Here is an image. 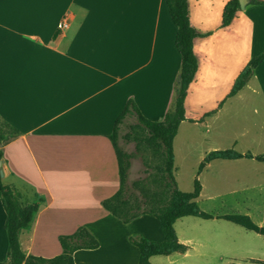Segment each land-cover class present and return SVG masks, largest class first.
<instances>
[{
	"label": "crops",
	"instance_id": "obj_1",
	"mask_svg": "<svg viewBox=\"0 0 264 264\" xmlns=\"http://www.w3.org/2000/svg\"><path fill=\"white\" fill-rule=\"evenodd\" d=\"M229 1L188 0L189 20L199 34L193 47L198 70L173 151L180 190L179 169L199 155L195 179L203 171L207 175L205 182L199 180L197 203L210 182L233 189L208 191L207 200L221 206L206 211L213 218H178L174 228L185 251L154 255L150 264H214L207 251L219 235L213 230L225 220L221 216L242 209L264 218V164L248 157L214 159L200 171L210 152L230 149L229 142L236 146L244 138L225 126L243 91L264 90L263 61L246 86L227 97L250 59L264 52V4L244 0L230 25L222 27ZM62 20L68 27H58ZM176 34L165 0H0V118L18 130L3 141L1 176L34 208L30 226L20 231L26 255H60L59 237L80 226L99 246L75 251L76 264H138L140 251L130 236L164 239L156 217L145 214L124 223L102 201L120 187L110 135L126 102L134 100L151 121L163 120L171 105L181 67ZM261 128L262 135L249 141L251 148L264 144V123ZM230 167L241 169L235 184L223 171ZM6 218L0 197V261L8 259ZM250 261L260 264L264 253Z\"/></svg>",
	"mask_w": 264,
	"mask_h": 264
},
{
	"label": "trees",
	"instance_id": "obj_2",
	"mask_svg": "<svg viewBox=\"0 0 264 264\" xmlns=\"http://www.w3.org/2000/svg\"><path fill=\"white\" fill-rule=\"evenodd\" d=\"M170 16L177 26L176 47L181 54V67L174 84L172 102L165 113L163 120L151 121L145 118L134 100L129 99L123 111L115 121L110 139L116 151L120 187L116 193L102 201L103 207L128 223L140 215H151L160 221L164 234L163 240H149L142 236H130L131 243L140 251L138 264H150V258L154 255H168L177 251H185L186 247L178 240L174 223L184 216H196L210 219L214 216L200 208L197 203L202 185L195 179L194 189L185 192L179 189L174 176V151L173 141L180 123L185 120V98L190 83L194 80L198 70V59L194 53V40L199 35L189 20L188 0H165ZM264 4V1H255ZM240 10L239 0H230L224 8L222 27L230 25L237 12ZM264 61V52L252 57L243 71L238 75L227 97L238 94L253 76L254 69ZM135 117L136 123L132 128H139L145 134L142 137L153 147L161 159V166L154 174L152 181L156 189L152 190L143 181H134L128 184V172L131 165L130 153L124 151L118 141L128 117ZM18 134V130L11 124L0 118V163L3 159V141L9 136ZM128 140L130 134L122 135ZM136 140H142L139 136ZM242 157L263 160L264 154H242L233 149L216 150L210 152L202 164L204 166L214 159H237ZM1 169V166H0ZM136 190L138 192H136ZM0 197L6 211L5 228L8 236V259L0 261V264H76L73 254L79 249H95L99 246L98 239L85 227L80 226L72 234L59 237L62 253L52 258L35 255H26L21 247L20 231L30 226L33 216V206H25L21 201V195L12 187L4 184L0 172ZM225 220L235 223L247 230L254 231L264 237V226H260L253 219L242 213H231L221 216ZM264 264V261H260Z\"/></svg>",
	"mask_w": 264,
	"mask_h": 264
},
{
	"label": "rangeland",
	"instance_id": "obj_3",
	"mask_svg": "<svg viewBox=\"0 0 264 264\" xmlns=\"http://www.w3.org/2000/svg\"><path fill=\"white\" fill-rule=\"evenodd\" d=\"M264 98V90L254 91L252 88L243 91L241 97L235 108L237 112L235 116L231 118L228 117V122L225 123V126L231 128L234 126L235 132L239 134V136H244L240 143L236 146L229 142L227 144V148H234L237 151H247L248 149H253L257 153L264 154V144L258 146L257 143L251 148L249 141L253 140V138H258L262 135L261 126L264 123V106L262 100ZM243 104L244 106L242 107ZM125 126L121 134H130V138L128 140L124 139L121 135L119 138L120 147L130 153L131 157V165L128 172V184L131 185L134 181H143L152 190L156 189V185L153 183L152 178L154 174L157 172L158 168L161 166V159L158 153L155 152L152 146H150L145 140L142 139L144 136V132L139 128H132L131 126L136 123L134 117H129L125 121ZM205 131V129H203ZM234 131V128H233ZM232 132V131H231ZM139 136L142 140H136L134 137ZM199 152V150H198ZM257 154V155H260ZM199 155L195 152L179 169L178 175L180 179V185L183 191H191L194 187L195 178L198 175L199 163L197 162ZM257 160V159H256ZM264 164L263 160H257ZM243 162H250L244 160ZM256 162V161H251ZM236 167H230L228 169H224L225 175L233 177L232 182L235 184L237 181L235 180V176L237 175ZM206 173L203 171L199 175V180L202 182L206 181ZM219 189V190H229L233 189L229 186V184H221L218 188L212 186V182L207 185L206 190L204 192V196L198 202L200 208L204 211H212V209H221L220 204L215 206L207 200L206 194L209 190ZM136 192H138L136 190ZM262 200L264 203V187H262L261 192ZM264 205V204H263ZM224 209V208H222ZM229 209V208H227ZM244 213V210H229V212H239ZM252 218V217H251ZM254 222L259 224L260 226H264V218L257 219L252 218ZM199 220V219H197ZM260 222V223H258ZM218 226L215 227L213 232L218 233L219 235L214 239V243L212 247L208 249L207 252H210V257L214 261V264H252L250 261V257L252 255L261 256L264 253V237L260 234L247 230L239 225H236L232 222L221 220L217 221ZM184 231L189 232V228L184 229ZM195 232V230H192ZM198 249V247H196ZM251 250L252 252H249ZM194 253V251H193Z\"/></svg>",
	"mask_w": 264,
	"mask_h": 264
},
{
	"label": "built area",
	"instance_id": "obj_4",
	"mask_svg": "<svg viewBox=\"0 0 264 264\" xmlns=\"http://www.w3.org/2000/svg\"><path fill=\"white\" fill-rule=\"evenodd\" d=\"M58 27L60 29H63V28H66L68 27V22L66 20H62L59 24H58Z\"/></svg>",
	"mask_w": 264,
	"mask_h": 264
},
{
	"label": "water",
	"instance_id": "obj_5",
	"mask_svg": "<svg viewBox=\"0 0 264 264\" xmlns=\"http://www.w3.org/2000/svg\"><path fill=\"white\" fill-rule=\"evenodd\" d=\"M240 1V6L243 8L244 7V0H239ZM2 165V162L0 163V166ZM1 172V169H0ZM2 174V172H1Z\"/></svg>",
	"mask_w": 264,
	"mask_h": 264
}]
</instances>
